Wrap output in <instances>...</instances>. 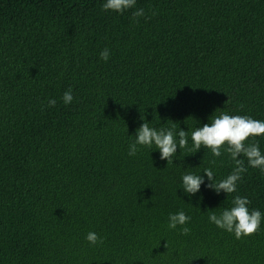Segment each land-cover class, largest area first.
Wrapping results in <instances>:
<instances>
[{
    "label": "trees",
    "instance_id": "1",
    "mask_svg": "<svg viewBox=\"0 0 264 264\" xmlns=\"http://www.w3.org/2000/svg\"><path fill=\"white\" fill-rule=\"evenodd\" d=\"M104 2L0 0V264H264V174L241 156L237 192L217 194L203 172L225 178L230 155L189 151L221 112L264 120V0ZM145 121L188 132L173 163L154 145L128 155ZM247 143L264 154V134ZM186 173L204 176L195 195ZM235 195L262 213L240 239L208 219ZM179 211L190 221L169 229Z\"/></svg>",
    "mask_w": 264,
    "mask_h": 264
},
{
    "label": "clouds",
    "instance_id": "2",
    "mask_svg": "<svg viewBox=\"0 0 264 264\" xmlns=\"http://www.w3.org/2000/svg\"><path fill=\"white\" fill-rule=\"evenodd\" d=\"M136 0H105L102 5L104 11H113L123 13L128 9L134 8ZM144 16V9L140 8L132 13V18ZM110 57L109 49L105 48L100 52V59L107 62ZM74 97L72 89L69 88L62 96L65 105L71 104ZM55 99H49L47 107H54ZM143 119V118H142ZM264 134V120L254 119L247 115H230L227 112H221L219 115L212 116L209 123L197 127L191 132L193 148L190 152H197L201 147L210 149L214 157L221 156L223 148L234 162L232 172L225 178L217 181L210 168L204 169V175L207 176L209 183L207 187L213 189L217 194L224 192L227 195L237 192V183L242 180V174L247 171V165L252 168H258L264 174V154L261 153L257 143H247L250 137H256ZM188 132L179 130L176 132L173 128H154L150 127L146 121L136 129L135 140L129 145L128 155L135 156L139 151V146L159 150L160 159L166 160L167 165L173 163V157L176 156L177 148L185 149L188 146ZM178 137V140H177ZM226 146V147H225ZM243 156L245 159H241ZM215 163V161H212ZM205 183L204 176L192 173L182 174V189L189 196L195 195ZM250 200L246 197L235 195L230 208H225L219 214L210 212L208 219L218 228L234 233L236 239L255 234L261 225L262 213L259 210L249 211ZM190 221V217L184 211L175 214L170 213L168 217V228L176 229L177 226H184ZM181 234L187 235L190 228L181 227ZM86 240L91 245H102L104 240L95 232H88ZM166 247V244H165Z\"/></svg>",
    "mask_w": 264,
    "mask_h": 264
}]
</instances>
